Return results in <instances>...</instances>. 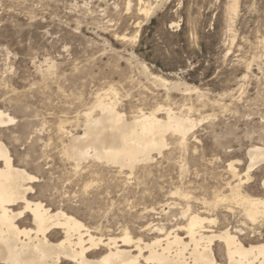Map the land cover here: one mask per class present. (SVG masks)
Returning a JSON list of instances; mask_svg holds the SVG:
<instances>
[{
    "label": "rangeland",
    "instance_id": "1",
    "mask_svg": "<svg viewBox=\"0 0 264 264\" xmlns=\"http://www.w3.org/2000/svg\"><path fill=\"white\" fill-rule=\"evenodd\" d=\"M145 2L148 17L138 0H0V109L15 118L0 140L37 177L35 202L67 210L97 237L128 231L148 242L185 225L188 205L205 211L204 201L229 196V164L243 176L249 149L264 144V0ZM110 88L129 120L162 107L197 127L185 146L169 134L162 155L133 176L93 159L77 170L62 156L60 126L82 135L85 111ZM263 173L256 168L242 190L264 199ZM226 204L205 214L219 218L212 229L264 242V219L254 224Z\"/></svg>",
    "mask_w": 264,
    "mask_h": 264
},
{
    "label": "bare ground",
    "instance_id": "2",
    "mask_svg": "<svg viewBox=\"0 0 264 264\" xmlns=\"http://www.w3.org/2000/svg\"><path fill=\"white\" fill-rule=\"evenodd\" d=\"M138 1L139 13L150 16L153 8L148 9L145 0ZM138 36L139 31L135 38ZM156 79L163 86L169 84L164 79ZM185 91L200 92L191 87ZM104 95H98L94 106L85 111L82 135L71 134L60 126L59 131L69 139L62 156L77 170L93 159L118 168L120 173L129 170L133 176L139 164L154 160V153L162 155L168 147L169 134L178 136L180 144L185 146L187 137L198 124L190 116L162 107L140 111L129 120L117 108L116 91L110 88ZM163 110L166 114L162 118L158 113ZM14 122L10 113L0 109V132ZM247 154L250 163L243 176L234 163L228 166L235 180L228 183L229 196L218 195L211 203L204 201L205 211H195L188 205L182 212L185 225L146 242L133 238L128 231L120 238L97 237L91 227L67 210H52L43 202H35L31 195L35 190L33 185L38 183L37 177L16 165L9 147L0 140V264H222L214 249L216 243L223 249L225 264H264V242L246 244L237 234L243 235L242 230L233 231L229 226L219 232L218 228L213 230L219 218L205 216L211 214V208L228 202L225 209L231 212L232 206H239L254 224L264 219V199L251 197L242 190L251 180L250 174L264 166V144L251 146Z\"/></svg>",
    "mask_w": 264,
    "mask_h": 264
}]
</instances>
